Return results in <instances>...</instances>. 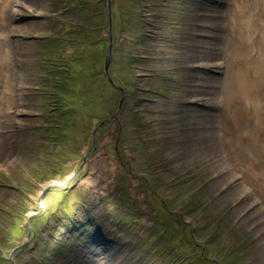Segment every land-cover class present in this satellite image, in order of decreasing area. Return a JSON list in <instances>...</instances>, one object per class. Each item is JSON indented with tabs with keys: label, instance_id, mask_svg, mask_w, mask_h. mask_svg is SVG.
<instances>
[{
	"label": "rangeland",
	"instance_id": "374dc122",
	"mask_svg": "<svg viewBox=\"0 0 264 264\" xmlns=\"http://www.w3.org/2000/svg\"><path fill=\"white\" fill-rule=\"evenodd\" d=\"M97 1L78 2L91 5L90 21L101 28L78 29L68 42L59 40L67 36L65 23L74 27L78 17L55 12H63L67 0H0V92L6 78L11 93L10 107H0V264H161V246L154 245L164 228V250L174 243L193 264H264V135L254 137L250 125L259 123L258 112L264 115V72L253 73L261 84L256 96H225L230 66L223 46L235 30L224 24L235 1ZM258 13L262 20L252 27L260 29L264 13ZM8 27L19 35L13 41L20 52L6 45ZM257 29L245 40L250 54L233 58L242 65L248 64L242 59L264 61ZM51 32L57 34L54 52L34 38ZM208 59L226 61L219 67L199 64ZM64 62L68 71L48 78L50 67L63 69ZM228 108L247 112L240 133L226 134ZM243 151L248 160L229 156ZM149 183L158 186L165 205L146 189ZM51 185L71 189L59 192ZM245 187L251 192L244 193ZM120 190L140 217L129 233L123 212L113 211ZM44 200L47 212L33 217L39 209L32 204ZM79 200L88 206L83 209ZM61 202L83 218L79 231L66 215L55 217ZM213 233L218 238L209 243ZM231 248L240 260L223 254ZM168 254L164 264L173 258Z\"/></svg>",
	"mask_w": 264,
	"mask_h": 264
},
{
	"label": "bare ground",
	"instance_id": "6f19581e",
	"mask_svg": "<svg viewBox=\"0 0 264 264\" xmlns=\"http://www.w3.org/2000/svg\"><path fill=\"white\" fill-rule=\"evenodd\" d=\"M235 2L230 3V7L228 8V11L226 13V25L227 28L229 27V29H234L235 31L233 32L234 35H232L231 37L229 36L227 38L226 41V46H223V51L226 54V56L228 58H226L228 60L227 63V68L228 66H230L229 71H226L227 74L226 75V79H225V96H227V98L229 100H232L233 98H239L242 101H247V99L254 97L257 95L258 91L260 90L261 84L258 83L257 80H254L253 78V73H259L256 70L260 71V72H264V63L258 62L257 59L254 60H250V59H242L244 60V62L248 63L247 65L243 64L242 62H237L235 61L233 58L236 57V55H241L240 53L243 54H247L250 51H252V49L250 48L249 45H247L245 43L248 42L251 37L254 35L253 31H255L256 29H253L252 27V16H251V12L248 11V7L245 11H242L244 9L241 8V4L245 3V6H248L250 3H255V0H234ZM62 3V2H61ZM138 5V4H137ZM264 5V3H263ZM131 6V5H130ZM251 8V7H250ZM263 17V16H262ZM264 19V18H263ZM233 20V22H232ZM264 21V20H263ZM233 23V24H232ZM229 24V25H228ZM81 30V29H80ZM84 30V29H83ZM236 32H238L236 34ZM233 37V38H232ZM259 44L262 47V54L264 55V28L262 29V36L259 40ZM47 49V48H46ZM44 52V51H43ZM224 54V55H225ZM248 54V56H249ZM2 55V52L0 51V57ZM237 55V56H238ZM204 57V56H203ZM240 58V56H239ZM251 58V57H250ZM261 58V57H260ZM4 60V59H3ZM204 60V59H203ZM211 60H216V59H208V61ZM2 61V58H0V62ZM226 61V60H225ZM46 62V61H45ZM1 65V63H0ZM47 65V63H46ZM43 66V65H42ZM206 66V65H205ZM216 67V66H215ZM46 68V67H45ZM213 69V68H212ZM255 69V70H254ZM42 74V73H41ZM262 74V73H261ZM264 74V73H263ZM41 77V76H40ZM45 77V76H44ZM44 77H41L44 78ZM256 77V76H255ZM203 78V77H202ZM264 78V75H263ZM43 81V80H42ZM76 81V80H75ZM205 81V80H204ZM257 81V83H256ZM207 82V81H205ZM262 82V80H261ZM264 83V81L262 82ZM41 84V83H40ZM206 84V83H205ZM260 85V87H259ZM75 88V87H74ZM99 88V87H98ZM7 89V87H6ZM9 89V88H8ZM77 89V88H75ZM100 89V88H99ZM203 89V88H202ZM18 90V89H17ZM253 90V91H252ZM100 91V90H99ZM203 91V90H202ZM262 91V90H261ZM49 92V91H48ZM209 92V91H208ZM91 93V92H90ZM203 93V92H202ZM1 96H0V107H4V109H8L10 107V102H11V93H8L6 90L0 92ZM76 94V92L74 93V95ZM264 95V93H262ZM91 95V94H90ZM206 95V94H204ZM44 96V95H43ZM79 96V95H78ZM92 96V95H91ZM91 96H89L91 98ZM72 98V97H71ZM80 98V97H78ZM88 98V97H87ZM206 99V98H205ZM210 99V98H209ZM44 100V99H43ZM46 100V99H45ZM48 100V99H47ZM82 100V98H81ZM215 100V99H213ZM76 101V100H75ZM78 101V99H77ZM80 101V99H79ZM225 101H226V97H225ZM46 102V101H45ZM73 102V101H72ZM75 103V102H74ZM77 103V102H76ZM208 103V102H207ZM230 104V102L227 101L228 105ZM45 105V104H44ZM92 105V104H91ZM210 105V104H208ZM213 106V105H212ZM211 108V107H210ZM230 109V114L229 117L225 119V127L228 129L226 134H230L229 131L237 132L240 133L245 127H246V123L248 122V115L246 111H242L239 108H228ZM87 110V109H86ZM88 111V110H87ZM92 112V111H91ZM212 113V112H211ZM80 114V113H79ZM78 115V114H77ZM91 116V115H90ZM258 116H260V121L257 125H254V122H250V125L252 128H254V137H258L257 133H261L262 135H264V115H262V113L259 115L258 112ZM89 118H86V120ZM74 119V118H73ZM90 119V118H89ZM88 119V120H89ZM70 120H72L70 118ZM69 123H73V122H69ZM75 124V122H74ZM81 124V123H80ZM2 126L1 124V115H0V127ZM56 126V125H55ZM70 126V125H69ZM75 126V125H74ZM84 128V127H83ZM58 129V128H57ZM74 129V128H73ZM225 129V128H224ZM70 130V129H69ZM68 130V131H69ZM77 130V129H76ZM79 131V130H78ZM84 132V129H83ZM70 134V133H69ZM65 135V134H64ZM84 135V134H83ZM82 135V136H83ZM236 135V134H235ZM248 135V134H247ZM69 136V135H68ZM237 137L238 134L236 135ZM1 137V136H0ZM64 137V136H63ZM87 137V136H86ZM249 137V136H248ZM245 137V138H248ZM232 138V137H231ZM66 139V137L64 138ZM69 139V138H68ZM71 140V139H70ZM84 140V139H83ZM231 140V139H229ZM68 141V140H67ZM66 141V142H67ZM251 141V140H250ZM249 141V142H250ZM57 142V141H56ZM55 142V143H56ZM70 142V141H69ZM75 142V141H74ZM81 142V141H80ZM234 143L235 141H231ZM77 143H79L77 141ZM59 144V143H58ZM250 144H253L252 142ZM256 145V144H255ZM64 146V145H63ZM62 146V147H63ZM79 146V145H76ZM117 146V145H116ZM115 147V146H114ZM70 148V147H69ZM77 148V147H76ZM113 148V147H112ZM75 149V148H74ZM251 149L249 146L246 147L244 146L243 150L247 151ZM1 150V149H0ZM62 151V149H61ZM225 151V150H224ZM239 152L238 154H230L229 156L232 158V160H234L235 158L240 159L241 157L243 159L248 158V152L247 155L245 152ZM255 153V150L252 151ZM63 154V153H62ZM223 154V153H222ZM60 155V154H59ZM58 155V156H59ZM65 155V154H64ZM240 156V157H238ZM60 157V156H59ZM56 157V158H59ZM229 159V158H228ZM248 160V159H247ZM214 164V163H213ZM53 165V164H52ZM213 166V165H212ZM49 167V166H48ZM99 167V166H98ZM231 167V166H230ZM50 168V167H49ZM105 168V167H103ZM121 170V169H120ZM236 171V170H235ZM248 172V171H247ZM124 174V173H123ZM122 175V174H121ZM222 178H224V176H226L225 173L223 174H219ZM254 175H249L248 180H250ZM218 177V175H217ZM245 177V176H244ZM238 178V177H237ZM229 179V178H228ZM232 179V177H231ZM239 179V178H238ZM221 180V179H220ZM246 180V177H245ZM193 187V186H192ZM244 187V186H243ZM190 188V186H189ZM74 190V188H72ZM187 190V189H186ZM60 192V191H59ZM58 192V193H59ZM186 192V191H185ZM66 193V192H65ZM71 193V192H70ZM60 195V194H58ZM193 195V194H192ZM237 195V192H236ZM69 196V195H68ZM191 197V195H189ZM198 196V195H197ZM89 197V196H88ZM67 198V197H66ZM61 199V197H60ZM168 199V198H167ZM191 199H193L191 197ZM189 199V201L191 200ZM64 200V199H63ZM56 201V199H55ZM58 201V200H57ZM187 201V200H186ZM198 201V200H197ZM167 202V201H166ZM169 202V201H168ZM194 202V201H192ZM200 202V201H199ZM62 203V202H61ZM196 203V202H195ZM133 205V204H132ZM195 206V205H194ZM198 206V205H196ZM127 207V206H126ZM174 208V207H173ZM136 212V210H135ZM119 213V212H118ZM140 218V217H139ZM66 244V243H65ZM68 245V243H67ZM71 245V244H70ZM69 245V246H70Z\"/></svg>",
	"mask_w": 264,
	"mask_h": 264
},
{
	"label": "trees",
	"instance_id": "16d2710c",
	"mask_svg": "<svg viewBox=\"0 0 264 264\" xmlns=\"http://www.w3.org/2000/svg\"><path fill=\"white\" fill-rule=\"evenodd\" d=\"M172 210L170 209L169 212H171Z\"/></svg>",
	"mask_w": 264,
	"mask_h": 264
}]
</instances>
